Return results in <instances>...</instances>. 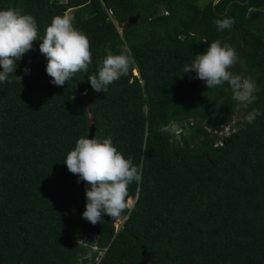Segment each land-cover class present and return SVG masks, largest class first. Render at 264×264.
Listing matches in <instances>:
<instances>
[{
	"label": "trees",
	"instance_id": "16d2710c",
	"mask_svg": "<svg viewBox=\"0 0 264 264\" xmlns=\"http://www.w3.org/2000/svg\"><path fill=\"white\" fill-rule=\"evenodd\" d=\"M196 1L0 0L33 15L41 37L71 10L92 53L88 73L56 86L38 38L18 62L21 82H0V264H136L142 251L155 253L145 264H264V0ZM225 17L234 24L220 31ZM214 40L235 49L233 74L253 78L252 104L235 101L227 82L208 89L183 73ZM124 49L134 59L128 74L94 91L88 76L106 50ZM174 106L192 111L194 152L182 132L161 131ZM253 109L261 115L248 123ZM89 117L91 137L110 136L142 165L117 226L82 217L87 185L63 162Z\"/></svg>",
	"mask_w": 264,
	"mask_h": 264
},
{
	"label": "clouds",
	"instance_id": "9594fccd",
	"mask_svg": "<svg viewBox=\"0 0 264 264\" xmlns=\"http://www.w3.org/2000/svg\"><path fill=\"white\" fill-rule=\"evenodd\" d=\"M215 24L223 31L231 28L234 19H217ZM38 38L42 40L39 51L47 59L46 72L53 84L63 86L77 73H88L92 63L91 43L87 35L74 26L69 15L54 16L41 37L33 15L22 9L7 8L0 9V82L7 81L10 75L21 82L23 77L14 75L18 62L32 50L33 42ZM106 52L96 72L88 76L92 89L97 92H107L108 86L128 74L134 63L127 49L119 54ZM237 61V53L231 45L214 40L206 51L195 55L190 65L184 66L183 73L194 71L197 78L206 82L208 89L227 82L233 99L249 105L256 99L257 87L251 76L233 74L230 69ZM29 71L24 68V73ZM259 115V110L253 109L246 120L252 123ZM161 131L175 129L162 125ZM63 162L78 176V183L83 181L87 185L84 219L96 224L102 221L104 213L117 221L130 209L128 186L142 181V165H135L131 158H125L110 136L100 139L82 135Z\"/></svg>",
	"mask_w": 264,
	"mask_h": 264
},
{
	"label": "rangeland",
	"instance_id": "374dc122",
	"mask_svg": "<svg viewBox=\"0 0 264 264\" xmlns=\"http://www.w3.org/2000/svg\"><path fill=\"white\" fill-rule=\"evenodd\" d=\"M61 1H63V0H61ZM213 1H215V0H197L196 3L197 4H203L206 2H213ZM65 14L71 16V10L66 11L64 13V15ZM191 115H192V111L190 108L174 106L172 108L171 121H170L168 127L175 129V131H169L168 137L170 139H176L178 137L179 133L182 132L186 136L188 150L190 152H194L196 147H197L199 137L191 130V126H190ZM224 131L227 132V128L224 129ZM129 200L132 204L133 199L129 198ZM131 204H130V206H131ZM119 224H120V221H116L114 223L115 226H117ZM83 242H85L87 245L91 244L93 242V236H85V238L83 239Z\"/></svg>",
	"mask_w": 264,
	"mask_h": 264
},
{
	"label": "water",
	"instance_id": "95a60500",
	"mask_svg": "<svg viewBox=\"0 0 264 264\" xmlns=\"http://www.w3.org/2000/svg\"><path fill=\"white\" fill-rule=\"evenodd\" d=\"M135 21V16H129L127 18V21L122 25L123 27H127L129 24L133 23ZM136 74V72H134ZM89 127H88V136L91 138L92 136V131H93V126H92V117H89ZM85 208H86V205L82 208H77L78 211H85ZM102 219L104 220H108L110 222H116V221H112V218L107 216L106 214H103L102 213ZM118 221V220H117ZM155 256V253H152V252H145V251H142L141 253V258L140 260L136 263V264H145L146 261L150 258V257H153Z\"/></svg>",
	"mask_w": 264,
	"mask_h": 264
},
{
	"label": "built area",
	"instance_id": "2783aa9c",
	"mask_svg": "<svg viewBox=\"0 0 264 264\" xmlns=\"http://www.w3.org/2000/svg\"><path fill=\"white\" fill-rule=\"evenodd\" d=\"M226 128H227V127H225V129H226ZM84 238H85V236H83L82 239H81V241H79V242H80V243H83V244H86L85 242H83V239H84ZM86 245H87V244H86ZM91 247H92V248H95L94 245H92Z\"/></svg>",
	"mask_w": 264,
	"mask_h": 264
},
{
	"label": "crops",
	"instance_id": "0c3cea01",
	"mask_svg": "<svg viewBox=\"0 0 264 264\" xmlns=\"http://www.w3.org/2000/svg\"><path fill=\"white\" fill-rule=\"evenodd\" d=\"M216 1V0H215ZM215 1H213V2H215Z\"/></svg>",
	"mask_w": 264,
	"mask_h": 264
}]
</instances>
